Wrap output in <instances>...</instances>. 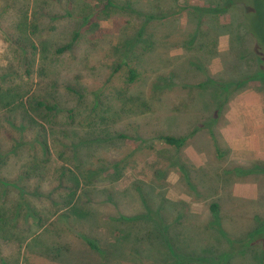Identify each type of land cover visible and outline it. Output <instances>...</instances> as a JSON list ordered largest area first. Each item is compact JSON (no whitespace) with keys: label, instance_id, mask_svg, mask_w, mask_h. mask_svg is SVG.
<instances>
[{"label":"rangeland","instance_id":"rangeland-1","mask_svg":"<svg viewBox=\"0 0 264 264\" xmlns=\"http://www.w3.org/2000/svg\"><path fill=\"white\" fill-rule=\"evenodd\" d=\"M110 1L0 0V264H203L175 260L156 233L160 224L174 249L210 255L228 246L215 220L239 241L255 215L264 217V174L251 180L254 198L233 197L234 184L223 185L228 193L216 200L215 217L210 201H195L178 173L166 169L158 139L187 135L182 154L196 166L264 162V132L252 151L233 148L223 133L231 117L248 113L241 104L264 108V83L235 92L212 125L229 149L224 159L215 156L206 127L192 132L213 111L197 94L203 73L181 65V81H171L173 65L195 54L182 44L196 21L189 6L217 0ZM243 8L203 17L200 42L210 52L217 40L219 50L201 61L210 76L231 79L255 69L252 56L239 57L255 39L247 34L238 43L232 35ZM140 9L158 19L147 22ZM144 22L147 42L127 62L139 76L129 83L121 56ZM42 99L57 102L58 111L30 104ZM244 125L234 122L229 131ZM121 158L125 165L114 167L111 159ZM260 249L256 242L237 250L231 264H259Z\"/></svg>","mask_w":264,"mask_h":264},{"label":"trees","instance_id":"trees-1","mask_svg":"<svg viewBox=\"0 0 264 264\" xmlns=\"http://www.w3.org/2000/svg\"><path fill=\"white\" fill-rule=\"evenodd\" d=\"M243 5V20L238 22L235 26V32H232L233 39L236 42L242 43L245 35H251L255 41L249 53L241 51L239 53L240 58H247L252 56L255 63V69L251 72H242L236 77L231 79H225L222 75L217 74L216 76H210L207 66L201 63V61H207L211 57L219 55L217 46V40L214 46L208 52V48H205L206 43L200 42V29L204 23L203 17L210 15L212 17H219L225 14L231 7L237 4ZM108 5H112L111 1L108 0ZM192 9V15H196V21L194 22L193 30L188 34L187 38L182 42L183 47L186 49H194L195 54L186 52L185 56L180 59L181 64H174L171 69V81H181L183 77L180 73L182 70L181 65L184 69L195 68L196 71L203 73L205 78L196 84L198 97L204 101L205 107H213L212 114L207 116V120L202 122L192 132L202 131L203 128H207L210 135V141L208 142L214 149V154L218 158L230 159L229 149L222 147V143L219 134H217L212 125L215 124L218 116L223 114L225 106L228 104L230 99L234 96L235 92L245 88L249 82L258 81L264 83V0H217L215 4L208 6L192 5L189 6ZM139 15H142L147 22L158 19L157 15L149 10L138 11ZM149 24V23H148ZM146 27L145 22L141 24L140 29L135 33L131 40L126 41L125 48L123 49L121 61L122 64L128 66L127 80L129 83L134 82L139 76V72L136 70L135 62L131 65L128 64V60H131L133 56H138L139 50L144 49V42L147 39L143 36V30ZM218 27V26H216ZM223 26H220L222 28ZM228 30V29H227ZM232 31V29H231ZM231 31H227L228 34ZM222 32H217L216 35H220ZM75 39V38H74ZM74 39L72 41H74ZM72 41L58 47L56 51L58 53L63 52L65 49L72 46ZM149 43V42H148ZM199 45L196 48V44ZM263 57V58H262ZM202 59V60H201ZM121 63L118 65V67ZM176 79V80H175ZM37 107H43L47 112L58 111V103H48L46 100H34L30 103ZM24 118L28 117V111H24ZM204 130V129H203ZM158 139L164 146V151L167 153L165 157L166 169H172L178 173L179 180L185 185L186 193L194 197L195 201L208 200L209 209L213 215L218 216L220 199L225 193L227 194L223 185H233L237 182H245L255 180L259 175L264 174V162L263 161H252L246 164L236 163L231 160L225 162L224 167L215 166L214 164L207 163L202 166L194 165L191 160L183 156L182 149L187 142V135H172V134H159ZM126 158L111 159V163L114 167L125 165ZM214 171L212 168H214ZM217 167V168H216ZM209 169H211L209 171ZM160 172V169L155 171V174ZM166 170L164 169L163 176H165ZM254 182V181H252ZM123 218H128L122 216ZM148 217V215H146ZM136 218V217H135ZM255 226L249 230L244 237L237 241L232 238L229 233L221 226L218 220H215L216 230L221 236L225 237L228 246L227 249L222 250L218 253L213 252L210 255H199L196 252H182L174 249L171 240L167 237V226L160 224L159 229L161 231L156 232L157 234L164 237L167 247L175 260L183 261L188 260L189 262H198L203 264H231L234 258L235 252L238 250L241 254L245 253L246 249L256 242L260 243L261 249L260 254L255 257L259 264H264V217L260 215L254 216ZM157 224V223H156ZM187 229V228H186ZM163 233V235H162ZM191 241L187 242L191 246ZM90 245L95 248V245L89 241ZM178 261V262H179ZM177 262V263H178Z\"/></svg>","mask_w":264,"mask_h":264},{"label":"crops","instance_id":"crops-1","mask_svg":"<svg viewBox=\"0 0 264 264\" xmlns=\"http://www.w3.org/2000/svg\"><path fill=\"white\" fill-rule=\"evenodd\" d=\"M241 106V107H240ZM239 109L247 111V114H241L238 117H231L228 125L224 128V137L227 143L235 149L243 148L244 151L256 150L254 142L259 131L264 132V108L260 103L241 104ZM230 116V114H229ZM230 118V117H229ZM245 123L244 126H239V130L232 133L229 131L230 124L234 122ZM246 128L249 130L247 131ZM251 182V183H250ZM257 185L252 181L246 183H235L233 185V197L254 198L256 196Z\"/></svg>","mask_w":264,"mask_h":264}]
</instances>
